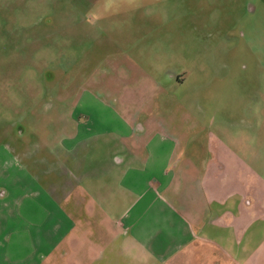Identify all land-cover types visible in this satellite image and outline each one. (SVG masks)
Returning a JSON list of instances; mask_svg holds the SVG:
<instances>
[{
	"label": "crops",
	"instance_id": "0c3cea01",
	"mask_svg": "<svg viewBox=\"0 0 264 264\" xmlns=\"http://www.w3.org/2000/svg\"><path fill=\"white\" fill-rule=\"evenodd\" d=\"M113 2L15 10L16 43L79 58L0 123V264H264L261 89Z\"/></svg>",
	"mask_w": 264,
	"mask_h": 264
},
{
	"label": "rangeland",
	"instance_id": "374dc122",
	"mask_svg": "<svg viewBox=\"0 0 264 264\" xmlns=\"http://www.w3.org/2000/svg\"><path fill=\"white\" fill-rule=\"evenodd\" d=\"M52 3L58 9L55 20L68 16L66 19L70 22H78V8L92 7L94 0H48L47 3L44 0H0V72H5V76H0V123L4 119L8 120L6 122L21 117L30 119L33 116L29 108L30 89L61 86L62 77L47 78V73H52L56 67L61 69L63 64L64 68L69 64L71 70L77 68V45L71 46V60L67 62L62 59L61 52L55 50L47 54L45 45L18 44L13 38L16 9L37 5L42 10L41 6L50 7ZM112 4L144 6L149 8L147 15L151 21H175V30L168 28L166 33L181 39L182 53L189 52L197 58L209 53V64L220 65L213 69L239 70L240 83L257 86L264 97V0H117ZM140 20L145 21V18ZM148 31L151 37L160 35L153 30H143V35ZM34 49H37V60L30 59ZM40 111L37 110V116L44 113Z\"/></svg>",
	"mask_w": 264,
	"mask_h": 264
}]
</instances>
